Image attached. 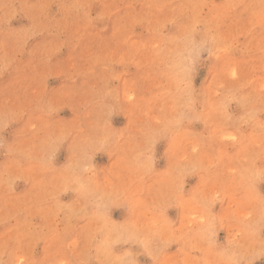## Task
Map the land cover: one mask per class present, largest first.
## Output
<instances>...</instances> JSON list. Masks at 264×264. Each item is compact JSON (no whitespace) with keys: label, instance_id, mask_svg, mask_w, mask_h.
<instances>
[{"label":"rangeland","instance_id":"1","mask_svg":"<svg viewBox=\"0 0 264 264\" xmlns=\"http://www.w3.org/2000/svg\"><path fill=\"white\" fill-rule=\"evenodd\" d=\"M0 264H264V0H0Z\"/></svg>","mask_w":264,"mask_h":264}]
</instances>
